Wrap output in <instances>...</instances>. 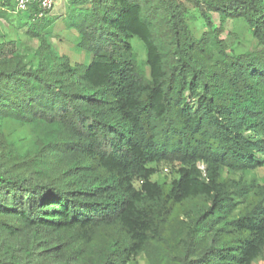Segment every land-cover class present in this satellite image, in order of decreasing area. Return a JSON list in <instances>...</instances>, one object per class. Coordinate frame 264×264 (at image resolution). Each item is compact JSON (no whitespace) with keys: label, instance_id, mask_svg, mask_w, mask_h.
Masks as SVG:
<instances>
[{"label":"trees","instance_id":"16d2710c","mask_svg":"<svg viewBox=\"0 0 264 264\" xmlns=\"http://www.w3.org/2000/svg\"><path fill=\"white\" fill-rule=\"evenodd\" d=\"M0 1V15L45 41L58 16L38 0ZM67 2L90 61L42 44L32 66L0 41V119L45 130L40 170L0 153V264H131L141 253L152 264H252L264 253V181L225 173L264 167V0H196L213 34L203 41L179 0ZM210 11L222 24L243 18L260 52L225 46ZM153 164L177 177L152 180Z\"/></svg>","mask_w":264,"mask_h":264},{"label":"rangeland","instance_id":"374dc122","mask_svg":"<svg viewBox=\"0 0 264 264\" xmlns=\"http://www.w3.org/2000/svg\"><path fill=\"white\" fill-rule=\"evenodd\" d=\"M179 1L187 17L186 24L193 37L198 41H203V38L213 36L196 0ZM68 8L67 0H55V5L48 12L58 17L53 24L42 32L45 41L31 34L30 30L33 26H29L25 19H20L12 14H8V16L0 15V41H12L16 48V53L23 56L24 61L32 66L38 64L40 59L38 53L39 48H43L42 44L47 47L44 52L52 51L59 57H68V60L72 64L90 61L92 55L76 47L79 37L77 31L69 27L67 23L65 15L68 12ZM208 16L218 27L219 39L224 42L225 46L233 50L235 54L258 53L262 49L254 37L249 24L243 18L228 19L222 24L216 12L210 11ZM131 42L139 71L145 77H149L150 68L146 63L147 53L144 44L135 38ZM212 45L211 42L208 46L212 48ZM44 132L45 130L41 126L21 124L9 118L0 119V153L4 155L5 161L11 166L15 164L17 168L21 169L26 167L28 169L34 168V170H40L39 168L35 169L37 159L34 157V153L36 144L43 137ZM10 147L14 149V153L9 151ZM152 166L157 169V173L152 176V180L170 181L177 177L170 165L153 164ZM225 176H230L237 180L241 177L246 181L254 180L257 183H261L264 181V167L245 174L225 173ZM168 260L161 264H167ZM131 264L152 263L145 254L141 253L133 259ZM252 264H264V253L254 260Z\"/></svg>","mask_w":264,"mask_h":264},{"label":"built area","instance_id":"2783aa9c","mask_svg":"<svg viewBox=\"0 0 264 264\" xmlns=\"http://www.w3.org/2000/svg\"><path fill=\"white\" fill-rule=\"evenodd\" d=\"M31 0H18V8L25 9L28 6V3ZM40 1L41 5L46 9H51L55 5V0H38ZM1 6V1H0Z\"/></svg>","mask_w":264,"mask_h":264}]
</instances>
